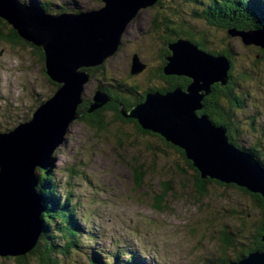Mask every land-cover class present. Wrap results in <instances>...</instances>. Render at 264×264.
Returning <instances> with one entry per match:
<instances>
[{"label":"rangeland","instance_id":"1","mask_svg":"<svg viewBox=\"0 0 264 264\" xmlns=\"http://www.w3.org/2000/svg\"><path fill=\"white\" fill-rule=\"evenodd\" d=\"M20 1L44 4L52 13L74 7L79 12L104 7L101 0ZM156 3L138 10L127 22L121 34L120 50L102 63L107 71L104 77L90 78L84 84L82 101L88 102V108L100 84L121 83L125 89H137L139 94H144L149 86L160 87L154 75L162 67L165 45L162 33L153 28L152 20L154 17L158 23L166 9H162L165 6L160 1L161 6ZM193 3L195 8L191 10L177 1L172 3L175 7L171 13L176 22L191 19L195 9L201 16L206 14L207 0ZM204 20L189 22L193 30L202 33L207 46L219 52L234 51L237 74L242 67L255 68L258 78L264 74L261 65L260 69L248 66L250 56L249 63L255 58L250 47H244L239 38H230L226 30L213 28ZM4 27L3 33L7 34L9 26ZM175 27L178 28L177 23ZM133 55L146 68L134 76L130 75ZM44 71V61L34 48L0 39V132L30 120L37 107L52 97L53 83ZM82 71L87 73V69ZM236 82L233 94L240 102V108L235 111L240 127L238 140L243 147H248L264 132V78L260 84L256 80L243 83L236 79ZM95 111L81 113L72 121L65 130L63 143L50 155L57 191L69 195L79 222L78 247L72 252L69 250L66 257L60 256L56 264H88L94 257L105 263L109 261L107 256H116V264H137V261L140 264H205L208 259L219 260L220 241L224 236L233 238L236 251L250 246L262 221L250 193L211 179H207L205 192L199 193L194 173L160 136L140 132L134 120L119 118L110 108L98 114ZM94 117L102 123L101 128L92 124ZM251 118L257 119L253 124L254 133L249 131ZM261 142L260 148L264 149L263 138ZM151 145L156 146L154 151L148 148ZM133 168L141 169L137 178ZM164 191H168L165 201L162 200L165 204L156 210L154 197ZM227 254L232 257V249ZM0 264L14 263L0 257Z\"/></svg>","mask_w":264,"mask_h":264},{"label":"water","instance_id":"2","mask_svg":"<svg viewBox=\"0 0 264 264\" xmlns=\"http://www.w3.org/2000/svg\"><path fill=\"white\" fill-rule=\"evenodd\" d=\"M101 1L104 7L99 10L51 15L18 0H0V20L18 38L41 50L45 74L58 86L30 120L0 132V257L26 256L38 242L43 208L35 191V170L53 165L50 155L63 143L67 126L79 116L83 86L90 79L82 70L98 67L115 54L122 46L121 34L127 22L138 10L157 2ZM226 33L230 38H239L244 47L264 49V30L229 29ZM168 50L170 55L165 58L161 74L186 78L189 84L185 90L146 94L144 102L128 111L120 106L118 115L136 121L141 130L182 150L200 179L236 186L259 195L264 203V173L259 163L230 145L222 127L213 126L204 115H196L210 87L226 85L228 60L207 55L183 39L169 45ZM144 69L145 65L133 55L130 75ZM108 102V96L96 90L87 113ZM229 264H264V250Z\"/></svg>","mask_w":264,"mask_h":264},{"label":"trees","instance_id":"3","mask_svg":"<svg viewBox=\"0 0 264 264\" xmlns=\"http://www.w3.org/2000/svg\"><path fill=\"white\" fill-rule=\"evenodd\" d=\"M159 1L162 5L165 6L164 8H162L166 9L163 10L165 14L163 13V15L158 18V23L153 17L152 26L162 33L164 39L163 44L165 45V48L163 49L164 53L162 54V59L164 60L162 61V67L165 65L164 56L170 55V53H168V46L175 43L178 39L189 41L190 43L195 45L199 51L207 55L213 57L223 56L228 60L229 71L227 73L228 80L226 85L222 88L219 87L218 84L212 85L210 87V93L205 96L201 102V110L198 111L196 115L198 117L204 115L213 124V126L222 127L226 131L225 136L228 143L232 145L236 150L248 153L250 156H252L260 164V168L264 171V149L260 148L262 144L261 138L264 139V132L261 133V138H257L254 141L255 143H253L252 145L243 147L240 144L238 140V137L240 136V127L237 119L235 118V111L236 109L240 108V102L233 94V92H235L237 88L236 79L243 83L256 80L258 81L257 84H260L262 82V79L264 78V74L258 78L255 68L250 69L248 67L246 68L245 66V68L243 69L242 67L240 72L237 74L238 65L235 57L236 54L234 53V51L232 49H229L219 52L215 50V47L212 48L210 46H207V43H205V40L203 39L202 33L197 32V30H193V25L189 22V20H201V18H204V21H206L208 25L213 26V28L216 27L217 29H223L226 31L229 29H232L234 31H260L264 30V4L261 0H207L208 6H206L207 10H205V15L201 16L198 12V9H195V12H192L191 19H188V21L185 20L184 23V20L181 19L182 22L178 20V23L176 22L177 20L175 19V17L172 15V11L175 7V5H173L172 3L175 4V1H177L181 4H184L183 7H185L186 10H191V8H195L193 3L194 0H165L162 1L163 3L161 2V0H158L157 3H159ZM160 3L159 5L161 6ZM23 4L30 7L35 6L34 8L40 9L42 12L49 11V6H44V4L42 5L41 3L39 4L34 2H23ZM175 22L177 23L178 28L175 27ZM0 23L2 24V26L0 25V39H8L11 43H15L18 45L25 44L28 47L34 48L36 51H38L39 55L44 61V55L40 49L33 47L32 45L18 38L15 32L10 28V30L7 31V34H4L2 29L7 25L1 20ZM120 43H122L121 39ZM210 45L212 46V44ZM251 47L250 49L253 51V55L255 58L252 59L254 61H252L251 63H249L251 61V56L250 59L248 58V66L254 65L258 69H260V65L264 67V49ZM162 67L159 68V71H157V73L159 76H161L162 80L165 81V79H167L169 82H171V87L167 88V90L165 91H160L159 86H150L151 90H148L146 94H151L154 92L165 94L176 88L184 91L189 84V80L184 77L163 76V74H161ZM253 71H255V73ZM106 72L107 71L105 70V68H103V65L87 69V73L92 79L95 77L102 78L104 77V74ZM49 81L51 82V84L53 83L51 80ZM111 82L112 83H109L110 85L108 84V86H103L101 84L97 86V90L107 96L109 95L112 102L106 103L105 106L96 110L95 113L98 114L101 110L110 108L119 114V104H122L121 106L124 107L126 111H128L134 105L144 102L145 94L137 93V89H125V87L121 83L116 84V82ZM52 85L54 88V93L58 86L54 83ZM124 95L127 96V99L123 98ZM128 97H130V99ZM87 108L88 102H85V100L82 101V104L77 107V114L80 115L81 113H85L87 111ZM117 116L119 117V115ZM96 119V117L93 118L95 122H92V124L96 123V128H101L102 123L99 120L98 122ZM256 120L257 119L255 118L250 119L249 131L251 133L255 132L253 124L257 123ZM133 123L136 125L137 129L142 132L136 121H134ZM246 132L248 134H251L248 132V130H246ZM160 140L162 141L163 139L160 138ZM165 144L173 148L176 154L181 157L180 159L183 160L188 170L194 173L197 189L199 190V193H204L205 185L209 183V180L205 181L200 179L199 173L192 167V164L186 160L182 150L171 146L168 143ZM148 148L154 151L156 146L151 145ZM261 149H263V152L261 151ZM53 167L54 164L47 170H35L38 179L35 191L39 196L43 208L40 216L41 232L35 248L26 256L18 258H7L11 259L14 264H30V262H35L36 264H56V261H58L60 256L66 257L70 253L69 250H71L72 252L73 248L78 247L79 222L75 217L76 214L74 212L73 204L71 203L69 195L61 194L57 191L58 186H55L56 184L52 173ZM133 170L136 173L137 178V175L140 174L141 169L133 168ZM240 190L247 194L245 190ZM167 195L168 191H164L160 195H157L156 198L154 197V209L158 210V208H160V205L165 204H163L162 200L165 201V196ZM249 195L252 199H254V203L259 209V213L262 218L261 225L259 226L256 237L253 238V241L248 248L236 251L235 249H233V238L229 239L224 236L222 238V241H220L222 247L219 260L208 259V261L206 260L205 264H228L229 261L236 262L241 258L247 256L251 252H261L264 250V243L262 242V235L264 232L263 199L259 195ZM230 249H232L233 251L232 257L227 254ZM107 259L109 261L103 263L100 262V259H98V257H94V259L88 260V264H116V256H107ZM129 259L131 260L130 257ZM135 263L140 264V262L138 261ZM124 264H128V262H124Z\"/></svg>","mask_w":264,"mask_h":264},{"label":"flooded vegetation","instance_id":"4","mask_svg":"<svg viewBox=\"0 0 264 264\" xmlns=\"http://www.w3.org/2000/svg\"><path fill=\"white\" fill-rule=\"evenodd\" d=\"M119 50H120V49H119ZM119 50H118V51H119ZM145 69H146V68H145ZM145 69H144V70H145ZM157 71H159V68H158ZM153 74H154V73H153ZM159 79H160V80H159ZM154 80H156V81H158V82L160 81V84H161V85H160V89H159L160 91H165V90H167V88L171 87V82H169L167 79H165V81L162 80L161 76H159V75H157V74L154 75ZM154 80H153L152 83H156ZM149 87H150V86H149ZM148 90H151V89H148ZM148 90H147V91H148ZM147 91H145L144 94H146ZM108 97H110V96H108ZM110 98H111V97H110ZM110 98H109V99H110ZM109 102H112L111 99L109 100ZM112 107H113V105H112Z\"/></svg>","mask_w":264,"mask_h":264},{"label":"bare ground","instance_id":"5","mask_svg":"<svg viewBox=\"0 0 264 264\" xmlns=\"http://www.w3.org/2000/svg\"><path fill=\"white\" fill-rule=\"evenodd\" d=\"M35 7V6H34ZM260 165V164H259ZM242 259V258H241ZM233 262V261H232ZM231 263V261L228 262V264Z\"/></svg>","mask_w":264,"mask_h":264}]
</instances>
